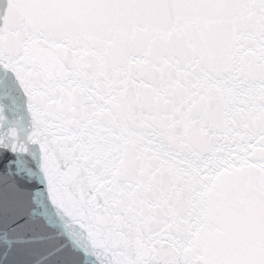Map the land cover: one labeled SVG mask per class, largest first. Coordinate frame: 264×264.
Instances as JSON below:
<instances>
[{"label": "snow or ice", "instance_id": "1", "mask_svg": "<svg viewBox=\"0 0 264 264\" xmlns=\"http://www.w3.org/2000/svg\"><path fill=\"white\" fill-rule=\"evenodd\" d=\"M0 264H264V0H0Z\"/></svg>", "mask_w": 264, "mask_h": 264}]
</instances>
